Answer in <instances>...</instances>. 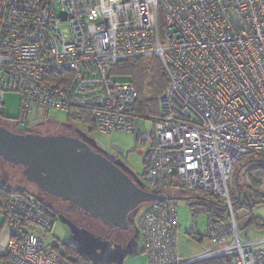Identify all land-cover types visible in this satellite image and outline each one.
Masks as SVG:
<instances>
[{"label":"built area","instance_id":"1","mask_svg":"<svg viewBox=\"0 0 264 264\" xmlns=\"http://www.w3.org/2000/svg\"><path fill=\"white\" fill-rule=\"evenodd\" d=\"M153 56L168 84L142 133L136 88L111 69ZM8 92L20 94L25 118L34 108L63 112L89 119L100 136L136 134L149 148L148 187H181L229 209L204 237L188 235L210 246L183 260L176 201L150 203L137 222L147 264H264V237L246 239L231 203L237 165L264 156V0H0L2 119ZM0 211L11 230L0 264H72L36 234L55 218L32 194L0 197Z\"/></svg>","mask_w":264,"mask_h":264},{"label":"rangeland","instance_id":"2","mask_svg":"<svg viewBox=\"0 0 264 264\" xmlns=\"http://www.w3.org/2000/svg\"><path fill=\"white\" fill-rule=\"evenodd\" d=\"M162 26L163 22H161ZM143 63L146 67L142 78L145 82V94L148 99L154 100L157 97L158 90L164 83L161 70L157 60H154L153 57H146ZM114 76L116 81L121 83H131L137 77L136 75L122 73H117ZM157 83L158 85L156 86ZM3 103L11 110L12 121L18 123L26 119L35 130L46 123H52L54 128L57 125L60 127L70 123L71 129L99 149H107L111 145L121 146L125 151L120 161L124 170L141 189L151 193H159V191L148 187L144 182L145 160L149 148L136 140V134L115 133L108 137L100 136L96 131L91 130L93 128L92 124L83 125L81 118L70 120L68 114L63 112L51 111L45 115L42 111L34 108L32 114L25 118L21 114V96L14 92L5 93ZM137 122L141 125L140 132L148 133L151 130L152 122L150 120H146L142 116ZM0 124L13 128V125L9 123L0 122ZM25 128V126H19L20 131H25ZM249 161L250 158H247L236 169V173L238 172L241 175L236 174L235 176L233 199L239 198L240 194L242 197L246 194L251 196L250 207L244 208L242 206L243 209L241 210L235 206L234 213L237 226L242 229V232L247 230L246 239L253 241L264 237V227H258L255 223L256 221H264V170L249 173L248 170L256 165V162L249 163ZM0 185L5 186L10 192L26 190L40 198L39 202L41 204L44 202L43 192L24 178L23 169L2 159H0ZM252 187L253 189H250ZM159 194L163 197L191 198L176 202L181 227V233L178 238V254L183 260H189L201 255L210 246V243L206 240L203 243L193 241L188 235L196 232L201 237H204L211 228L212 221L210 220L211 215L209 212L224 211V215L229 216V209L225 208L223 203L218 202L221 206L215 205L217 203L215 200L208 199L206 201L196 198L205 197L198 193L188 194L181 187L162 191ZM56 203L57 205L55 206L57 207L51 211L56 216L53 228L49 230L38 228L35 230L48 250L62 254L68 259H73L74 257L67 247L74 245L89 264H147L146 258L141 254L144 239L138 229L137 222L150 203L137 206L128 217L129 228L127 230L119 229V231H115L117 228L109 227L87 216L65 201L58 200ZM252 218L254 223L250 224L249 222ZM5 223V217L0 211V228H2L4 233L2 243L6 240L5 237L10 231V228Z\"/></svg>","mask_w":264,"mask_h":264},{"label":"water","instance_id":"3","mask_svg":"<svg viewBox=\"0 0 264 264\" xmlns=\"http://www.w3.org/2000/svg\"><path fill=\"white\" fill-rule=\"evenodd\" d=\"M6 119H11L10 109ZM0 159L21 167L24 178L42 192L120 230L129 228L128 217L141 204L191 199L141 189L103 154L66 135L40 136L0 126Z\"/></svg>","mask_w":264,"mask_h":264},{"label":"trees","instance_id":"4","mask_svg":"<svg viewBox=\"0 0 264 264\" xmlns=\"http://www.w3.org/2000/svg\"><path fill=\"white\" fill-rule=\"evenodd\" d=\"M146 57H141V58H136V59H132V60H126V61H122L119 64H117L114 68L111 69V74L114 76L117 73H122V74H131V75H136L137 77L135 79H133L131 81V85H133L136 88L137 91V95H138V99L136 102V106L134 108V112L140 116V117H144L146 119H150V118H156L159 117L160 113H159V107H158V100L159 98L162 96V94L165 92L166 88H167V78L166 75L162 69V64L161 61L158 57L153 56L154 60H157L158 66L160 68V72L162 74L163 77V86H161V88L158 90L157 93V97L156 99L152 100V99H148V97L146 96V91H145V82L143 81V75L145 73V64L143 63V60ZM158 85V83L156 84V86ZM70 120H74L76 118H73L72 116L69 117ZM2 120V118H0ZM79 119V118H78ZM85 121L83 122V119H81V122L83 123V125H87L88 123L90 124V120L89 119H84ZM91 130L93 131V129L91 128ZM22 133H33L30 129V127H27L25 129V131H21ZM247 158H250L249 163L251 162H256V165L251 167L248 172L252 173L254 171L257 170H264V156L259 155V154H252L250 156H248ZM247 158H245L244 160H246ZM243 160V161H244ZM241 161L237 167L243 162ZM236 167V169H237ZM235 169V174H234V185H235V176L236 174H240V173H236ZM241 175V174H240ZM250 189H253L250 188ZM241 192V189H240ZM24 193H30L26 190L24 191H16V192H10L9 190H7V188L5 186L0 185V197L3 199L5 204H8V201L16 194H24ZM32 194V193H30ZM201 195V194H200ZM38 201H40L38 197H36L35 195H33ZM202 197H205L204 195H201ZM250 194H246L243 197L241 196V194L239 195V198H236V200L233 199V195L231 197V203H232V207H233V211L235 206L238 207L239 209H243L242 206H244V208L246 207H250L251 205V198H250ZM206 199H210L208 197H205ZM204 198V199H205ZM259 198V196H258ZM256 198V199H258ZM211 200V199H210ZM218 206H221L218 202L215 204ZM43 206V205H42ZM241 206V208H240ZM44 211L50 215H52L55 218L56 221V216L51 212L52 209L47 207V206H43ZM225 208H227L225 206ZM51 209V210H50ZM227 211V209H226ZM224 211H217L215 213H210V220L211 221H215V220H226L229 216H225ZM250 224L254 223V219L252 218L249 222ZM256 225L258 227H264V221H256L255 222ZM0 231H2V228H0ZM55 249V248H54ZM53 249V250H54ZM67 249L69 250V252L72 253L73 255V259H68L66 256H63L62 254L57 253L59 256L63 257L64 259L70 261L72 264H89L88 261L83 257V255H81V253L76 249V247L74 245H70L69 247H67ZM56 250V249H55ZM55 252V251H54ZM56 253V252H55ZM1 261V260H0ZM228 264L225 260L219 259V260H210V261H205L202 263H198V264Z\"/></svg>","mask_w":264,"mask_h":264},{"label":"flooded vegetation","instance_id":"5","mask_svg":"<svg viewBox=\"0 0 264 264\" xmlns=\"http://www.w3.org/2000/svg\"><path fill=\"white\" fill-rule=\"evenodd\" d=\"M12 120L13 119H9V120H7V119H2L1 120L0 119V122L1 123H9V124H12L13 125V128H9L7 125H4V124H0V126H5V127L9 128L10 130H13V131H20L18 124L15 121H12ZM68 124L70 125V123H68ZM50 125H51V127H49ZM69 125H62L60 127H58V125H57L54 128L53 127L54 125L52 126V123L51 124L50 123H46V124L41 125L39 127V129H37V130H35L31 126H29V127H30L31 131L33 132L32 134H35V135H40V136L66 135V136H70V137H73V138L80 139L83 142L87 143L94 151H97V152L103 154L110 161H112L114 164H116L117 166H119L123 171H125L124 168L120 164V161L122 160V157H123V155L125 153V151H124L123 148L120 149L119 145H111L107 149H99L98 147H95V146L91 145L85 139H83L80 135H78L77 132H75L73 129H71V127ZM68 129L71 130V131H69ZM122 149H123V152H121ZM37 189L40 190L39 188H37ZM43 194H44V198H45L44 199V202H42V205L43 206H47V207H49L51 209H54L55 207H57L55 205H57L56 201H58L59 199L54 198V197H52V196H50V195H48V194H46L44 192L42 193V195ZM205 200L208 201V199H205ZM115 231H119V229H115Z\"/></svg>","mask_w":264,"mask_h":264},{"label":"crops","instance_id":"6","mask_svg":"<svg viewBox=\"0 0 264 264\" xmlns=\"http://www.w3.org/2000/svg\"><path fill=\"white\" fill-rule=\"evenodd\" d=\"M56 222V221H55ZM6 224V223H5ZM7 226V225H6ZM54 226V225H53ZM53 228V227H52ZM11 231V230H10ZM10 231H9V233H8V235L5 237L6 238V240L4 241V243H2L1 241L3 240L2 238H3V235H4V233L2 232V236L0 237V244H2V245H6L7 244V242H8V239H9V236H10ZM141 254H143V247H142V250H141Z\"/></svg>","mask_w":264,"mask_h":264}]
</instances>
